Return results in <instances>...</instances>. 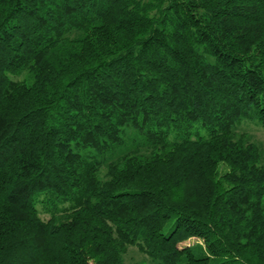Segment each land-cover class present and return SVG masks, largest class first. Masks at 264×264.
Returning <instances> with one entry per match:
<instances>
[{
  "label": "trees",
  "instance_id": "1",
  "mask_svg": "<svg viewBox=\"0 0 264 264\" xmlns=\"http://www.w3.org/2000/svg\"><path fill=\"white\" fill-rule=\"evenodd\" d=\"M244 120L264 0H0V264H264Z\"/></svg>",
  "mask_w": 264,
  "mask_h": 264
},
{
  "label": "rangeland",
  "instance_id": "2",
  "mask_svg": "<svg viewBox=\"0 0 264 264\" xmlns=\"http://www.w3.org/2000/svg\"><path fill=\"white\" fill-rule=\"evenodd\" d=\"M129 136H132L133 132L129 129L127 130ZM236 134L245 135L247 139L255 142L260 148L264 147V127L255 121L244 120L236 127ZM47 217V215H44ZM195 239H190L194 241ZM125 264H158L150 260L143 252L135 246L128 248L127 253L124 255Z\"/></svg>",
  "mask_w": 264,
  "mask_h": 264
}]
</instances>
